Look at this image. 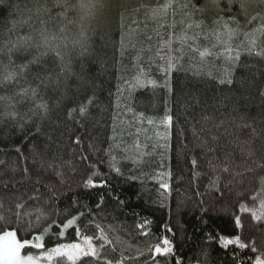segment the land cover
<instances>
[{
  "label": "trees",
  "instance_id": "1",
  "mask_svg": "<svg viewBox=\"0 0 264 264\" xmlns=\"http://www.w3.org/2000/svg\"><path fill=\"white\" fill-rule=\"evenodd\" d=\"M69 2L64 10L54 0L0 4V236L13 232L20 243L43 238L42 249L21 250L25 257L89 242L101 256L75 264L262 259L264 217L256 211L264 205V168L257 167L264 161V58L245 50L252 39L264 44L255 32L264 21L251 19L264 10L250 8L246 19L220 0L222 11L193 9L189 19L177 9L154 18L142 5L155 0H98L91 10ZM192 3L199 9L205 0ZM44 4L50 11L37 12ZM201 20L202 28H186ZM44 30L58 38L62 61L51 51L41 56ZM81 39L83 49L72 43ZM35 56L60 90L37 88L34 66L20 72ZM9 72L15 82L5 79ZM229 73L233 83H221ZM137 79L145 86L134 88ZM90 98L96 103L81 116ZM40 101L48 103L47 114L36 108ZM90 179L108 187H93ZM237 238L255 241L257 251L226 243ZM166 246L173 248L167 258L155 253Z\"/></svg>",
  "mask_w": 264,
  "mask_h": 264
},
{
  "label": "snow or ice",
  "instance_id": "2",
  "mask_svg": "<svg viewBox=\"0 0 264 264\" xmlns=\"http://www.w3.org/2000/svg\"><path fill=\"white\" fill-rule=\"evenodd\" d=\"M5 0H0V4H4ZM228 3V8L229 11H231V9L233 7H238L240 10V14L244 15L245 18H248V12L250 8H259L261 10H264V0H227ZM98 6V0H80L78 7L81 9H93L96 8ZM53 7L64 10V9H69L72 8L73 5L70 4L69 0H54V4ZM142 7H144L146 15L150 14L152 17H166L167 15L171 14L172 16H175L177 9H179L181 12H186L187 15L189 16V19H191V10L195 9L196 11L201 12V14L207 13L208 11H212V10H217V11H222V9H220V0H205V3L203 6H201V8L196 9L195 4L192 3V0H163V2H160V0H155L154 4H145L142 5ZM43 11L45 13L49 12V7L47 6V4L41 5L38 9L37 12ZM252 20H256V19H261L262 21H264V16H253L251 18ZM233 22L239 26V20L234 19ZM214 23H219V20H214ZM227 23V22H226ZM204 26L203 21L201 20L200 22H189L187 23L186 28L187 29H192L193 27L195 28H202ZM170 27H172L173 29H175L176 24L175 21L173 20V23L170 25ZM237 31H239V27H237L236 29ZM255 32H259L262 36H264V23L261 24V26L257 29H255ZM41 35V42L37 45L38 48L43 47L45 49L44 52L41 53V56H47L48 52L51 51L54 53L55 57L58 60H63V56L61 55L59 48H60V44H54L53 42L56 41L58 38L55 35H49L46 33V30L41 31L40 33ZM248 35H253L252 33H249ZM197 38L196 35H194L192 37L193 40H195ZM207 38V37H205ZM187 39V36H183L181 37V40L184 41ZM73 44H79L81 46V48H84L85 42L83 39L79 40V41H72ZM249 48H247L246 54L247 55H257V56H261L262 58H264V44H258L256 39H252L249 41ZM66 46V43H65ZM261 48V51L257 52L255 51L256 48ZM169 51H171V49H169ZM228 51H231V49H228ZM201 56H205V55H213V53L211 51L205 53V52H201L200 53ZM231 60H233V62H238L240 57L239 55L236 56H232L229 57ZM163 59V57H162ZM31 66L35 67V72H34V78L38 81V85L37 88L39 87L40 84H43L45 89H48L49 87H51L54 91L56 90H60V81L58 78H54L52 73L49 71L48 66L43 63L40 59V56H35L33 57V59L31 61H29L26 64H21L20 67V72L23 73H27L29 71H32L33 68ZM66 65H62V70L63 68H66ZM172 65L171 63L169 64V68H171ZM16 73L15 72H9V74L7 75V77H5L6 80L10 81V82H15V77H16ZM2 82V81H0ZM221 83H226V84H232L233 81L231 79V73L228 74V78L225 80H221ZM153 84V86H155V82L152 81L151 82ZM145 86V82L140 81L139 79H137L136 84L133 85L134 88L136 87H144ZM165 87H167V82H165ZM37 88H33L32 89V95L33 97H35L37 95ZM27 89H24L23 92H27ZM77 91H79V88H77ZM67 96V91L64 90L61 92V98H65ZM92 96L94 97L95 94L93 93ZM96 103L94 98H90L88 99L86 104H83L80 108H79V112L81 114V116L86 115L91 106H94ZM36 108L40 110L41 113L43 114H47L49 111V105L47 102L44 101H40L37 102L36 104ZM12 118H15V113L11 114ZM151 122V121H149ZM167 124L171 125L172 124V117L168 116L167 117ZM253 132L255 133V129H253ZM77 143H80L79 140L76 141ZM251 155V153H250ZM255 162V161H254ZM193 163H195V161H193ZM257 167L258 168H264V161L258 162L257 163ZM119 168H117V172H119ZM224 171H228L227 168L224 169ZM249 172L254 171L253 169L249 168L248 169ZM88 184L92 185L93 187H100V188H107L108 185L106 182L104 183H100V184H95L93 180H88ZM162 187L167 188V185H162ZM262 191H264V188H262ZM99 203V202H98ZM262 210H264V205H261ZM69 224L72 223L71 220L68 221ZM236 224H239L240 221L237 220L235 222ZM100 231L102 232L103 229H100ZM170 231V230H169ZM15 233L9 232L7 233V236L4 238H0V239H7L8 237H14ZM103 239H101L100 242V247H104L105 245L103 244ZM109 243H111V241H109ZM163 243L165 245H170V242L168 239H163ZM226 243L228 245H238L240 249H246V248H251V251L256 252L257 248L255 246V241H252L251 244H246V243H242L240 241L239 238H237L235 241L229 239L226 241ZM39 247H43L42 245H40ZM21 248V244L16 241V240H11L8 244V247L5 251H0V258L4 259V264H25V261L21 260L19 258V251ZM65 249H69L68 251H65ZM155 253L157 255L161 254V248L157 247L155 248ZM173 253V248L171 246L169 247H165L163 249V255L165 258H167L168 256H170ZM53 255H58V256H67L69 259L75 260L77 256H81V257H91L97 261H99L101 259V256L97 253V249L96 247L92 246L91 243L89 242L88 247L84 248L81 247V245L79 243H73L71 245H65L64 248H60V247H55L52 249L51 252H49V254L46 257H42V259H51ZM207 256V254H205ZM27 264H38L37 260L33 257V256H28L27 257ZM108 264H111V262H108ZM240 264H243V261H240ZM255 264H264V259H260L257 258L255 261Z\"/></svg>",
  "mask_w": 264,
  "mask_h": 264
},
{
  "label": "rangeland",
  "instance_id": "3",
  "mask_svg": "<svg viewBox=\"0 0 264 264\" xmlns=\"http://www.w3.org/2000/svg\"><path fill=\"white\" fill-rule=\"evenodd\" d=\"M255 212V211H254ZM256 214L260 217V218H263L264 217V210H262V208L260 210H257L256 211ZM9 233V232H8ZM13 233V232H12ZM7 236V233L3 234L2 236H0V238H4ZM16 240L18 241L17 239V236L15 234L14 237H8L7 239H0V251H5L6 252V249L8 247V244L11 240ZM19 242V241H18ZM20 243V242H19ZM21 244V248H20V251H19V258L23 261H25V264H27V257L25 256H22L21 254V250L24 248V247H35L37 249H42L43 247H39L40 245L43 246V238H40L38 239L37 241H32V242H28V243H20ZM81 247H84V248H87L88 246H81ZM166 247H169V246H166ZM64 248V247H62ZM69 249H65V251H68ZM161 253H163V249L161 250ZM42 257H46V256H41L39 259L38 258H35L38 262V264H53V262L57 259H60L62 261L63 264H75L77 263L80 259H82L83 257L81 256H77L75 260H72V259H69L67 256H58V255H53L51 259H42ZM264 259V257L262 258ZM0 264H4V259L3 258H0ZM154 264H157V263H154Z\"/></svg>",
  "mask_w": 264,
  "mask_h": 264
}]
</instances>
